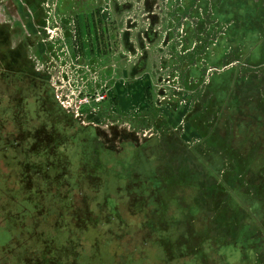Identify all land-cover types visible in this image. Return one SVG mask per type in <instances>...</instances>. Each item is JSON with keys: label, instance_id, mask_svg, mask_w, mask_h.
<instances>
[{"label": "flooded vegetation", "instance_id": "flooded-vegetation-1", "mask_svg": "<svg viewBox=\"0 0 264 264\" xmlns=\"http://www.w3.org/2000/svg\"><path fill=\"white\" fill-rule=\"evenodd\" d=\"M70 1L61 0L56 7L65 11ZM74 7L83 17L90 11L91 20L83 18L80 22L75 13L58 15L60 22H55L49 35L44 30L48 37L42 38L40 30L28 32L22 18L15 28L9 21L17 22V18L9 5H0L4 13V18L0 17V264H135L126 261V246H134L136 236L148 235L151 224L157 240L165 237L173 224L161 215L159 205L168 200L165 186L155 172L163 167L152 171L153 164H145V175L137 160L136 148L143 144L141 148L152 161L151 145H145V139L135 141V133L125 126L105 130L103 126L117 123H98L105 118L103 115L85 113V109L76 111L61 98L68 87L84 91L86 83L79 84L69 77L83 71L67 61L62 62L66 70L57 75L60 64L55 59L58 50L52 40L58 41L54 37L56 30L62 32L68 53L82 51L88 38L96 49L105 43L110 56L117 34L113 18L104 19V0L88 4L78 1ZM71 20L75 23L71 24ZM61 25L64 27L59 28ZM83 26L87 31L85 39L77 37ZM40 39L44 47H40ZM72 40L77 41L76 47ZM105 65L106 70L112 68V63ZM92 73L97 76L95 71ZM108 131L112 132L107 134ZM85 156L89 165L83 163ZM130 157L133 159L127 173L118 177L117 173L126 166L123 160ZM103 168L106 175L113 173L112 180L101 179L98 188L89 187L96 184L93 180L87 183L82 181L84 178L72 177L76 172ZM151 176L157 191L156 206L150 212ZM44 197H56L62 202L55 209ZM138 210L146 212L142 218L149 223L147 232L137 225ZM181 221L180 218L176 224L185 227Z\"/></svg>", "mask_w": 264, "mask_h": 264}, {"label": "rangeland", "instance_id": "rangeland-1", "mask_svg": "<svg viewBox=\"0 0 264 264\" xmlns=\"http://www.w3.org/2000/svg\"><path fill=\"white\" fill-rule=\"evenodd\" d=\"M8 1L12 3V5H9L12 12L20 15L19 17L15 15L17 22L15 20H10L9 22H12L16 28V25L19 26L22 22H18L19 18H22L27 26L26 30L29 29L32 31L30 27H34V25H36L35 20H37L39 25H36L34 29H40L42 38L48 37L46 33L48 32L49 35V30H53V27H56L55 22L59 21L58 15L68 12V10L60 11V9L56 7L60 5L61 0H27V4L25 0H0V5L7 4L9 3ZM104 1L105 5L108 4L110 7L113 5V0ZM141 1L142 0H119V3L124 5L122 8L123 10L127 8L128 3H131L132 6L137 3L138 8V3ZM202 1L206 2V6L201 5V0H175L173 5H170L169 0H154V8L158 6L156 11L158 12V19L161 18V29L167 27L164 21H168V19L172 17V14H174L172 7L180 10V15H183L182 18L178 17L180 21L184 18L188 19L184 21L182 27L180 26L181 22H176L174 25L175 30L182 28V36L179 34V38H183V46L181 50L178 49L182 56H179L180 53L175 55L178 57L177 67L179 70L174 68L172 71H175V76L178 79V81L175 82L177 87L183 91L173 92V88L166 87L169 85H165L160 81V78L163 79L166 75L167 77H164L166 81H172L174 78L171 77V71H161L158 67L159 62L155 61L153 62L154 66L152 65L154 68L151 67V69L154 77L155 73L159 74V81L154 78L151 86L157 92L162 90L163 87L169 90L168 99L159 98L156 102L152 100V102L150 100L147 102L146 98L143 96L138 99V102L132 104V102L129 101L131 100L130 94L132 95L133 92L128 89V84L124 83V79H128L129 77L127 75L126 78L123 76V78L117 80L120 81V85H115L117 81L115 82V80L112 81V79H110L106 82L107 85L104 86V88L101 86L102 89L107 92V98L102 102L103 107L95 109V112L92 110L91 113L99 111L98 114L105 117L104 119L100 118V120H97L98 123L108 120L117 123L114 126L105 125L106 127L103 126L104 129L108 127L115 130L117 128H124L125 126L126 129L129 128L130 131L132 130L135 133L134 136H136L137 139L135 141L138 143H141V141L145 139L148 145H151L152 163L154 162L155 164L152 171H155L159 167H163L162 169L156 170L158 171L157 174L162 171L161 175L158 174L159 179H164L162 174L163 171L174 173L175 168L173 165L177 162L178 157L182 156L183 164L181 163V165L184 166L185 171H189V174L195 179L197 184V187L194 189L198 199L197 203L200 204V207H202L201 209L209 220L215 218L218 210L222 211V217L226 216L227 218L230 216L229 213L232 207L242 212V218L239 223L233 224L230 222L226 225L225 221L222 220L223 222L220 226L215 224L213 228L210 227L208 232L209 235L211 237L214 235L218 238L226 237V241L228 242H230L231 239L234 241V238H236L239 233L237 231L240 230V234H242L243 227L246 226L247 222L248 226L245 229V235L247 236V234H249L258 240H262L258 255V264H264V104L262 103V109L260 108L263 111L262 120L257 121L259 126L263 124V126L258 128L262 134H254V132L248 128L249 124L247 122L245 124V131L242 132L243 139L241 142H239V135H235L233 139V136H231L230 132L226 129L229 105L224 106L230 98H228V96L232 91H234L235 100L239 101L240 99L242 108H248L250 106L247 104L251 102L248 96L254 94L261 95L262 93L264 99V33H258L259 36L254 37L257 33L254 34V30H252L251 36L253 34V41L257 43L255 44L257 48H251L247 53L243 50L242 55H240L239 52L235 55L232 49H230L219 63L212 62L214 46L221 36L224 37L230 25H236V21L232 18L227 19L228 17H223L222 20H220L217 17L218 14L215 9L221 4L219 0L216 2H214V0ZM257 1L258 0H253V2ZM169 6H171L170 9H168ZM109 15L111 20L112 12L109 13ZM37 16H40V20L37 19ZM128 16L129 14L127 12L122 13L119 19L114 15V19L120 21L119 24L117 21L118 25L115 26L118 29L120 27V34L127 33L125 25H127ZM140 16V13L135 16L137 18L136 25L138 27L141 25L144 26L145 24L147 25L146 21L143 22L141 18L138 19ZM81 18L83 19V17H79L80 22H82ZM259 21L263 28L264 16L261 17ZM58 27L63 28L64 26L61 25ZM189 30L192 31L191 36L187 35L188 37H186ZM80 31L81 35H77V37H82L83 39L87 38L85 27H81ZM43 32H45V34H43ZM74 36L75 35L72 33V39H74ZM54 37L58 38L57 44L54 45L55 48L60 51L61 48L58 47L62 46L66 51V44L62 32L59 29L56 30ZM14 38H16V36H14ZM52 40L54 41V39ZM52 40L48 41L52 42ZM88 40L90 39L87 38V40H84V49L82 51L75 50L74 52L75 56H78L77 64L79 70V59L87 56L85 51H87L89 46ZM72 42L74 43V47H76L77 41L72 40ZM40 43V47H44L42 46V42ZM177 48L180 47L177 45ZM242 49H244V47H241V50ZM120 52L121 54H125V56L127 55V51L122 47L120 48ZM207 53L210 55L206 56ZM168 55H170L169 52ZM60 57V73L57 74L58 76L63 74V69L66 70L65 66L63 67L62 65L65 58L63 56ZM127 60V57L119 59V67L121 69L126 67ZM105 64H110V62L106 61ZM225 72H228V74H223L219 77ZM232 72L233 75L231 74ZM249 75L252 76L249 77ZM74 76V80L77 79L79 84H81V81L86 83V79L83 78L82 73H79V76L77 74ZM119 76L122 77L121 73ZM106 78L107 76H105V79ZM216 78L218 79L213 89L211 83ZM60 82L64 85L63 81ZM75 90L78 91L80 89L76 87ZM141 90L142 93L140 96L143 95L144 87H141ZM225 90L226 92L224 95L223 92ZM217 92L219 96L216 95ZM245 96H247L246 99ZM154 98H156L155 95ZM119 99L120 108L118 106ZM213 100L214 102L216 101L223 104V115H220L217 108H214ZM143 106L144 108L141 109ZM123 107H126V110H124L126 112L120 111ZM129 107H133V109ZM88 109H85L84 112L88 113ZM131 110H133L132 114H127ZM90 116L92 115L90 114ZM111 132L112 131H108L107 134ZM150 139H152V141ZM140 146L143 147V144ZM190 148L195 150L200 148L203 152L198 154L195 152L192 153ZM143 149L144 148H140V152H138L141 160H139V155L137 156V160L139 163L141 162L140 167H142V174H145V164L148 166L149 164L151 165V163H149L150 159ZM208 149L215 152V154L219 153L222 155L224 158L223 162L226 165L225 169H222L216 163L217 161L215 159L213 162V158L209 155ZM120 151H122V149ZM175 155H178V157H175ZM170 156L171 159H168ZM166 159L168 160L166 161ZM164 161L166 162L164 163ZM94 163L97 162L94 161ZM192 170L196 173H192ZM225 172L226 174L224 175ZM239 191L241 194L245 192L246 196L253 198V208L249 205L250 203L246 206L244 200L241 202V199L237 197V194L240 195ZM188 205L190 204L184 202V206ZM246 215H253L254 220H245L247 218L245 217ZM239 217L241 216L239 215ZM242 220L244 222L243 225H241Z\"/></svg>", "mask_w": 264, "mask_h": 264}, {"label": "trees", "instance_id": "trees-1", "mask_svg": "<svg viewBox=\"0 0 264 264\" xmlns=\"http://www.w3.org/2000/svg\"><path fill=\"white\" fill-rule=\"evenodd\" d=\"M216 1L218 0H214V2ZM219 1L221 4L215 9L218 14L217 17L220 20H222L223 17H228L227 19L232 18L236 21V23L234 22L236 25H230V27L227 28L224 37L221 36L213 48V61L211 59L210 60L212 62L218 63L223 59V57L226 55V52L230 49H232L235 55H237L238 52L240 55H242L243 50L247 53L251 48H257V45H255L257 43H254L253 41V34L251 36L252 30H254V34L257 33V35H255L254 37L259 36L261 32L264 33V27L262 28V24L259 23L260 18L264 16V0H258L257 2H253V0ZM201 5L206 6V2H203L201 0ZM241 47H244V49L241 50ZM208 55L210 54L207 53L206 56ZM233 72L231 73L232 75ZM223 74L227 75L228 72L222 73L219 77H221ZM251 76L252 75H249V77ZM217 79L218 78L214 79L211 83L213 89L215 86L214 84H216L217 82ZM225 92L226 90L223 92L224 95ZM233 92L234 91H232L228 96V98L230 97V100L228 99L226 104H224V106L229 105L227 111V131L230 132V135L233 136V139L235 135H239V142H241V140L243 139L242 132L245 131V124L248 122V128H250V130L254 132V134L261 135L262 133L258 128L260 126H263V124H260L259 126L257 124V121L262 120L263 117V111L261 110V106L264 104V99L262 93L261 95L254 94L248 96V98L251 99V102H248L247 104L250 106L248 108H242L240 99L239 101L235 100ZM216 95L219 96L218 92L216 93ZM240 97L242 98L241 94ZM246 98L247 96H245V99ZM213 103L214 108H217V111L220 113V115H223V104H220L216 101L214 102V100ZM80 131L81 130H79L78 133H81ZM145 145H148V143H146ZM140 148L141 147L136 148V154H138V150ZM190 150L192 153L195 152L197 154L203 152L200 150V148H198L197 150L190 148ZM208 151L210 153L209 155H211V158H213V162L215 159L217 161L216 163L222 169H225L226 165L223 162L224 158L222 157V155H220L219 153L215 154V152L209 149ZM175 157H178V155H175ZM88 159L89 158L85 156L83 163L89 165ZM132 159L133 158L130 157L129 159L123 160V163L126 166L125 168L121 169L122 171L120 170L117 173L118 177H123L127 173V169L131 164L130 160ZM74 160L77 161V158H74ZM178 160L173 165V167L175 168L174 173H167L163 171L162 174L164 176V179H158L163 182V186H165L166 190V197L168 199L166 203H159L161 207V215L167 216V218L171 220L170 222H173L171 228H169L165 237L161 238L160 240H157L158 238H156L155 235L156 230L151 224V232L148 235L136 236L135 245L126 246V261H132L135 262V264H258V255L261 248L262 240H258L250 236L249 234H247V236L245 235V229L248 226L247 222L246 226L244 225L245 227H243L242 234H240V230L237 231L239 233L237 237L234 238V241L231 239L230 242H228L226 241V237L218 238L217 236L212 235L211 237L209 235L208 232L210 230V227L213 228L215 224L220 226L223 221H225L226 225H228L230 222L233 224L239 223L242 218V212L239 209L232 207L229 213L230 216L227 218L226 216L222 217V211L218 210V213L216 212L215 218L209 220L201 209L202 207H200V204L197 203V195L194 192L195 187H197L195 179L192 178L189 174V171H185L184 166L181 165V163L183 164L182 156H179ZM149 163L155 166L154 162L152 163V161H149ZM105 172L104 168L103 171L102 169H100V171L88 170L87 172H76V175H72V177L76 176L75 179L77 180H79V177L84 178L85 180L82 181H86L87 183L89 180H93L96 184H90L89 187L98 188V183H100L101 179L112 180L113 173H109L106 175ZM161 172L158 174L161 175ZM191 172L196 173L193 170ZM225 174L226 172L224 173V175ZM153 182L154 181L151 176L150 212L152 211L153 207L156 206V198L154 193L155 191H157V189L156 184ZM59 188L63 187L60 186ZM81 188H79V190ZM142 196H144L143 189ZM237 197L241 199V202H243L244 200L246 206H248V203H250L249 205L253 208V198L246 196L245 192H242V194L240 192V195L237 194ZM42 199H45L46 202L49 201L51 203V206L55 209L56 207H58L59 203L62 202L59 198L56 197L53 199L44 197ZM179 200H182L187 204L189 203L190 205L184 206V204H182ZM144 206L145 203L143 202L142 208ZM195 207H197L198 209H196ZM137 208L139 207L136 206V210ZM182 212H184V215ZM239 215L241 217H239ZM142 216H146L145 210H138L136 216L138 218L137 225L140 226V230L147 232L149 223H146ZM245 217H247L245 219L247 221L254 220L253 215H246ZM180 218L182 219L181 222L186 224L185 227L178 226L176 224L177 221H180ZM243 224L244 222L242 220L241 225ZM170 229H172V231H170ZM184 260H187L188 262L184 263ZM196 261H201L202 263H197Z\"/></svg>", "mask_w": 264, "mask_h": 264}, {"label": "crops", "instance_id": "crops-1", "mask_svg": "<svg viewBox=\"0 0 264 264\" xmlns=\"http://www.w3.org/2000/svg\"><path fill=\"white\" fill-rule=\"evenodd\" d=\"M82 2L84 4H88V2L90 3L92 0H76V1H70V5L67 7L66 10H68V12H66L67 14H79L76 9H75V2ZM118 1V2H117ZM175 0H169L170 5H173ZM9 2V1H8ZM8 5H12V3H7ZM107 4V3H106ZM154 0H142L140 3H138V8H137V3L135 5H131V3H128V6L126 9H123L124 5H121L119 3V0H113V5L110 7L107 5H105V1H104V5H105V12L106 15L104 16V19L109 20L110 19V15L109 13L112 12V18L114 20V33H118L116 34V36L113 39V43H114V53L111 54V56H109V53L105 51L104 49V44L100 45V47L98 49H96L95 46H93L92 44H94V41L89 43V46L87 48L86 57H83L80 60V69L83 71V78L86 79V85H85V92L91 93V92H95V91H99L100 89L97 88V83L99 84V87L101 86V83H106L108 82L110 79L115 80V82L120 79L123 78V76L126 78V76L128 75V79H124V83H127V87L128 89H130L132 93L131 96V100L129 102H132V104H135V102H138L139 98H142L143 96L146 98L147 102H149V100L151 101H158L159 98H167L168 99V91L166 88H162V90L160 91H156L154 88H152V84H153V79L156 78L157 81H159V74H154L155 77L153 76V72H152V68H154L153 66V62L158 61V67L159 69L162 70H169L171 71V77L174 78V80L172 81H166L164 79L160 78V81L165 84V85H169L166 87H170L173 88V92L178 91V92H182L183 90L179 89L177 87V84L175 82L178 81L177 77L175 76V71L173 72L172 69L174 70V68H176V70H179L177 67V56H175L177 53H180V51H178V49L181 50L182 46H183V38H179V34H181V29L178 28V30L174 29V25L176 22L180 23L181 22V27L184 23L185 20L188 19H183L182 21H180L178 19V17H183V15H180V10L175 9V7H172V10H174V14H172V17L168 19V21H164L167 24V27L165 29H161L160 28V23H161V18L158 19V12L157 11V7L155 6L154 8ZM142 5V8H141ZM91 5H89L90 8ZM168 7V6H166ZM171 6H169L168 9H170ZM167 9V10H168ZM125 10V11H124ZM124 11V12H122ZM169 11V10H168ZM0 17L4 18V13H3V9H0ZM128 13L129 16L127 18V25L126 26V31L127 33L124 34H120L119 33V29L115 26H117L120 21L114 19V15L117 16V19L120 18L122 13ZM14 13V12H13ZM87 15L84 14V17L79 14L78 17H83L86 18L88 21L91 20V15H88L90 13V11L86 12ZM114 13V15H113ZM141 14L140 17H138V19L141 18V20L143 22L146 21L147 25L145 24L144 26H137L136 25V20L137 18L135 17L137 14ZM14 15H16L14 13ZM176 15V17H175ZM82 19V18H81ZM3 20V19H2ZM79 20H77L78 22ZM105 21V20H104ZM118 21V24H117ZM83 22V21H82ZM75 22H73L71 20V24H73ZM49 24V23H48ZM102 24L105 25V22H103ZM84 27V26H83ZM143 27V28H142ZM30 28H32V31H30L29 29H27V31L33 33V32H37L40 29H34L36 28V25L31 26ZM101 25L98 26V29H101ZM87 34V32H85ZM123 33V32H122ZM192 31L190 30L187 32L186 37H188L187 35L189 34V36H191ZM182 36V34H181ZM40 42H42V44L44 43L41 39ZM106 42V41H105ZM54 43L57 44V40H54ZM107 43V42H106ZM192 44V43H191ZM113 45V44H112ZM178 47L180 48H177ZM125 49V51H127V55L125 56V54H121L120 52V48ZM58 48H61L60 51H57V57L55 55V59L58 60L57 64L59 63V57L63 56L65 59L64 61H67L68 63H70L72 66L78 67V56H75V53L73 51H70L68 53V51L66 52L64 47L60 46ZM58 50V49H57ZM158 51V53H157ZM183 51V50H182ZM156 52V53H155ZM168 52L170 53V55H168ZM117 56H119L118 58H116ZM127 57V65H125L126 67H123L124 69H121L119 67V59H122L124 57ZM179 56H182L181 53L179 54ZM61 58V57H60ZM124 60V59H123ZM110 62L112 63V68H110V70H106L105 69V62ZM157 62V63H158ZM153 65V66H152ZM172 66V67H171ZM128 67V68H127ZM93 71L96 72V77L93 75ZM154 71V70H153ZM121 73V76H119V74ZM152 73V74H151ZM105 76H107V78L105 79ZM69 77H71L72 79L75 78L74 75L69 74ZM161 77V76H160ZM176 79V80H175ZM83 80V79H81ZM123 80V79H122ZM94 81H97L94 82ZM111 83V82H109ZM141 83V84H140ZM173 83V84H171ZM112 84V83H111ZM115 85H120V81H117V83ZM119 87V86H117ZM141 87H144V92L143 95L140 96V94L142 93ZM97 88V89H96ZM120 90V89H119ZM170 94V93H169ZM154 95L156 96V98H154ZM151 101V102H152ZM134 102V103H133ZM144 103V102H143ZM118 106L120 108V99H119V103ZM94 105L92 104L91 106H87V107H83V109H88V113L92 112ZM100 107H103L102 104L100 105ZM100 107L98 109H100ZM132 108L133 107H129ZM144 106L141 108L143 109ZM126 110V107H123L122 109H120L121 112H126L124 111ZM94 111V110H93ZM132 111H129L127 114H132ZM95 112V111H94ZM99 111H96V113H98ZM135 113V112H134Z\"/></svg>", "mask_w": 264, "mask_h": 264}, {"label": "built area", "instance_id": "built-area-1", "mask_svg": "<svg viewBox=\"0 0 264 264\" xmlns=\"http://www.w3.org/2000/svg\"><path fill=\"white\" fill-rule=\"evenodd\" d=\"M104 88V86H103ZM63 90V88H62ZM64 103L73 107L76 111H81L83 107L94 105L93 110L98 109L102 102L107 98V92L100 87L99 91L85 92L76 91L73 87H68L63 91V97H61Z\"/></svg>", "mask_w": 264, "mask_h": 264}]
</instances>
